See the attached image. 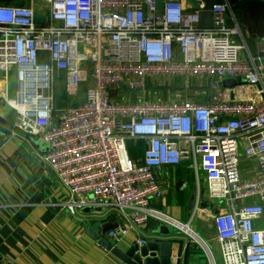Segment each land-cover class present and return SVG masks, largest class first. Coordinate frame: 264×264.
Segmentation results:
<instances>
[{
    "label": "built area",
    "instance_id": "2783aa9c",
    "mask_svg": "<svg viewBox=\"0 0 264 264\" xmlns=\"http://www.w3.org/2000/svg\"><path fill=\"white\" fill-rule=\"evenodd\" d=\"M0 0V75L15 124L43 132L41 155L68 190L75 213L87 203L115 207L125 216L106 232L114 244L128 228L156 221L185 233L217 264L208 243L190 226L152 205L163 194L157 168L191 161L207 195L229 208L213 215L222 264H264V35L247 48L230 0L212 4L209 27L199 25L204 0ZM233 23H227V13ZM46 23L38 20V14ZM66 71L83 83L84 98L55 114V79ZM15 93L7 94L9 73ZM180 76L186 84L240 76L227 93L206 101L146 96L150 84ZM134 91L135 100L124 97ZM238 92L230 97L229 91ZM254 156L253 176L240 172L239 139ZM142 143V153L133 157ZM138 244H145L140 238ZM176 262V256L172 255Z\"/></svg>",
    "mask_w": 264,
    "mask_h": 264
},
{
    "label": "crops",
    "instance_id": "0c3cea01",
    "mask_svg": "<svg viewBox=\"0 0 264 264\" xmlns=\"http://www.w3.org/2000/svg\"><path fill=\"white\" fill-rule=\"evenodd\" d=\"M1 1L26 3L25 0ZM38 17L42 15L39 13ZM237 22L241 30L237 39L244 40L247 46L241 55L249 61V54L255 55L258 50L257 37L250 36L238 18ZM227 23H233L229 12ZM56 78L64 80L67 100L76 98L74 103H58L55 90V114H59L64 106L76 105L83 100L84 86L74 82L64 70L59 71ZM15 79L14 71H11L6 86L9 97L14 96ZM211 80L210 77H203L186 84L180 76L166 77L158 80L146 96L163 100L193 98L203 102L219 92L226 94V88L238 84L226 85L220 81L217 87H212ZM3 82L0 75V264H125L99 244L93 235L94 229H91L107 221L126 225L125 216L115 207L95 203H87L75 213L68 211L65 204L69 199L68 190L41 159L46 147L43 132L33 134L16 126L15 111L4 100ZM136 95L129 90L124 97L133 101ZM229 95L239 96L237 91L232 93V90ZM139 143V148L132 152L133 157L142 153V143ZM245 146L246 138L240 137L239 167L242 176L248 178L255 173L257 160L245 154ZM156 171L163 194L153 199L152 205L182 221H189L193 216V226L201 228L203 236H200L204 240L206 238L216 263L222 264L213 215L227 210L229 206L208 197L204 175L200 170L196 172L193 169L191 161L161 165ZM160 225L152 220L141 227H130L113 245L124 250L137 243L138 239L145 238L147 246L157 248L158 242L173 239L172 255L177 260H172V264H208L204 252L196 243L172 229H169V234H164ZM254 225L264 227V212L254 219ZM106 232L104 236L109 240Z\"/></svg>",
    "mask_w": 264,
    "mask_h": 264
},
{
    "label": "water",
    "instance_id": "95a60500",
    "mask_svg": "<svg viewBox=\"0 0 264 264\" xmlns=\"http://www.w3.org/2000/svg\"><path fill=\"white\" fill-rule=\"evenodd\" d=\"M219 0H204V6L199 12V25L209 27L212 22V12L210 7ZM232 9L236 17L245 26L247 32L252 37L264 35V0H230ZM187 4L193 8H198L196 0H189ZM221 82L226 85H234L240 82V76L224 77ZM12 108V107H11ZM118 222L107 221L103 224L91 228L99 244L109 249L125 264H172L173 239L158 242L157 248H150L146 244L133 243L128 248L121 250L104 236L109 229L115 228ZM170 228L160 225V230L164 234H169Z\"/></svg>",
    "mask_w": 264,
    "mask_h": 264
},
{
    "label": "rangeland",
    "instance_id": "374dc122",
    "mask_svg": "<svg viewBox=\"0 0 264 264\" xmlns=\"http://www.w3.org/2000/svg\"><path fill=\"white\" fill-rule=\"evenodd\" d=\"M40 20H42V21H44L45 20V17H38ZM44 24L46 23V21H44L43 22ZM54 85H55V90H56V93H57V98H58V100H57V102L58 103H61V104H66V103H68L69 101L70 102H73L74 103V101L76 100V98H71L72 100H67V98H68V92H67V88H66V84H64V80L62 79V78H56L55 79V82H54ZM210 85L212 86V83H210ZM213 87V86H212ZM149 88H152V89H154L155 88V86L153 85V84H150L149 85ZM134 151V149L133 148H129V152L131 153V154H133L132 152ZM193 219V218H192ZM190 226L193 228V230H195L199 235L201 234H203V232H202V230H201V228L199 227V229L198 228H195L194 226H193V220L190 222ZM170 229H172L173 231H175V232H179V233H181V234H183V235H185V233H183V232H181V231H178V230H176V229H174V228H172V227H170ZM186 236V235H185ZM203 236V235H202ZM205 240H206V238H205ZM197 244V243H196ZM199 247V246H198ZM200 248V247H199ZM201 249V248H200ZM202 250V249H201Z\"/></svg>",
    "mask_w": 264,
    "mask_h": 264
},
{
    "label": "trees",
    "instance_id": "16d2710c",
    "mask_svg": "<svg viewBox=\"0 0 264 264\" xmlns=\"http://www.w3.org/2000/svg\"><path fill=\"white\" fill-rule=\"evenodd\" d=\"M132 155V154H131Z\"/></svg>",
    "mask_w": 264,
    "mask_h": 264
}]
</instances>
